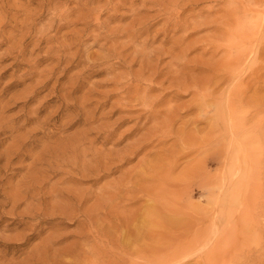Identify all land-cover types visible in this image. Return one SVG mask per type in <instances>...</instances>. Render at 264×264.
<instances>
[{
    "label": "rangeland",
    "instance_id": "1",
    "mask_svg": "<svg viewBox=\"0 0 264 264\" xmlns=\"http://www.w3.org/2000/svg\"><path fill=\"white\" fill-rule=\"evenodd\" d=\"M156 203L181 225L134 235ZM152 242L264 264V0H0V264Z\"/></svg>",
    "mask_w": 264,
    "mask_h": 264
},
{
    "label": "bare ground",
    "instance_id": "2",
    "mask_svg": "<svg viewBox=\"0 0 264 264\" xmlns=\"http://www.w3.org/2000/svg\"><path fill=\"white\" fill-rule=\"evenodd\" d=\"M257 45V44H256ZM250 56V55H249ZM248 56V57H249ZM251 57V56H250ZM248 59V58H247ZM241 62V61H240ZM240 67H241V65H240ZM177 160V159H176ZM168 165V164H167ZM175 166H176V164H175ZM175 166H173V168L175 167ZM157 167V166H156ZM158 171V170H157ZM170 181V180H169ZM170 183V182H169ZM165 184V183H164ZM129 190V189H128ZM129 191H131V190H129ZM130 193V192H129ZM224 193V192H223ZM223 193L221 192V194H220V198H222L223 199ZM225 195V194H224ZM156 196L157 197H159V193H158V195L156 194ZM155 196V197H156ZM156 197V198H157ZM159 198H162V197H159ZM159 198L158 199H154L155 201H162V200H164L163 198L162 199H160L159 200ZM225 200V197H224V199H223V201ZM154 201V202H155ZM157 201V202H158ZM160 201V202H161ZM164 202V201H163ZM159 203V202H158ZM158 203H156V205H151L149 208V211H151V215L150 216H148V217H145V219L143 220V218H142V221L140 222V225H139V227L137 228V230H136V232H135V230H134V235L137 233V234H140V236L142 235L143 236V234H145L146 232L147 233H149L148 231H150V234H151V229H153V228H156V227H161V225H162V223H166V221H168L169 223L171 222L175 227H177V225L179 226V224L181 225V222L182 221H180V223H179V221H177L175 218L176 217H174V219L173 218H170V215H169V217H167V216H165L164 215V213H162L161 212V208L164 206V205H167V203L165 204V203H163L164 205L162 206V207H160L161 206V203L160 204H158ZM158 204V205H157ZM160 205V206H159ZM160 207V208H158V207ZM220 206V205H219ZM167 208V207H166ZM172 211V210H171ZM183 212V211H182ZM148 213H150V212H148ZM173 214V213H172ZM180 213H178V215H179ZM144 215V214H143ZM174 215V214H173ZM177 215V214H176ZM175 216V215H174ZM141 217V216H140ZM144 217V216H143ZM141 220V219H140ZM164 220H166L165 222H164ZM188 219L186 218V221H187ZM191 220V219H190ZM189 220V221H190ZM188 221V222H189ZM184 222V221H183ZM138 223V222H137ZM179 223V224H178ZM191 223V222H190ZM163 225H166V224H163ZM172 225V226H173ZM184 225H185V223H184ZM183 225V226H184ZM186 225H187V223H186ZM135 226V225H134ZM167 226H168V223H167ZM167 226H165L166 228H167ZM170 226V225H169ZM190 226V225H189ZM194 226V225H193ZM164 227V228H165ZM174 227V228H175ZM192 227V226H191ZM149 228H151V229H149ZM169 228V227H168ZM178 229V228H177ZM186 231L184 232V233H186V232H190V227H187V228H184ZM192 229V228H191ZM167 230H170V229H167ZM133 231V230H132ZM173 232H172V234H171V236L173 235L174 237H178V235H179V233L181 232V231H179V232H176V231H174V229L172 230ZM178 231V230H177ZM199 231V230H198ZM167 232H169V231H167ZM182 232H183V230H182ZM152 233H154V232H152ZM160 233V232H159ZM165 233V232H164ZM178 233V234H177ZM133 234V233H132ZM156 234H158V233H156ZM167 234V233H166ZM169 233H168V237H169V235H170ZM174 234H176V236L174 235ZM197 234V233H196ZM133 235V236H134ZM149 235V234H148ZM163 235V234H162ZM162 235H160V236H162ZM185 235V238H184V236H179L176 240H175V238L172 236V238H174V240L172 241V243H173V246L172 245H169L170 246V248L169 249H171V251L172 252H177V253H179V252H181L182 253V251H184L185 249H187V248H190V247H192L194 244H195V242H191L192 241V239L191 240H187L186 241V236L188 235V234H184ZM191 235H192V233H191ZM204 235V234H203ZM126 236V235H125ZM138 236L139 235H137V238H138ZM146 236V235H145ZM155 236V235H154ZM188 236H190V235H188ZM127 237H128V235H127ZM164 237H166V236H164ZM168 237H166L167 239H168ZM202 237V236H201ZM201 237H199V238H201ZM206 237V236H205ZM135 238V237H134ZM189 238V237H188ZM203 238H204V236H203ZM126 239V238H125ZM139 239V238H138ZM145 239V238H144ZM149 239V238H148ZM152 239V238H151ZM202 239V238H201ZM124 240V239H123ZM135 240H137V239H135ZM141 240V239H140ZM164 241V240H163ZM123 242V241H122ZM129 242V241H128ZM127 242V243H128ZM142 242V241H141ZM131 243V242H130ZM159 243H161V242H159ZM123 244V243H122ZM136 244V243H135ZM139 244V243H138ZM151 244H153V242L151 243ZM161 244H164V243H161ZM142 245H143V243H142ZM154 246L155 245H157V246H155L156 248H154L153 246V249L152 248H150V249H152V250H155L154 252H155V255H157V256H155V255H153V257H154V259L152 260V263L151 264H169L170 262L169 261H167V260H165L164 258H162L163 257V255H161V254H163V253H161L160 254V252H158V248L160 249V244H158L157 242H155V244H153ZM164 245H166V244H164ZM168 245V244H167ZM131 246V245H130ZM147 246V245H146ZM139 247H140V245H139ZM126 248V247H125ZM129 248V247H128ZM147 248V247H146ZM146 250H149V249H146ZM161 250V249H160ZM144 251V250H143ZM162 251V250H161ZM145 252V251H144ZM148 252H150V251H148ZM153 252V251H152ZM158 253H159V255H158ZM148 255H150V254H148ZM152 256V255H151ZM164 256H166V255H164ZM174 256H176V254L174 255ZM170 259V258H169ZM174 259V258H173ZM172 261V260H171ZM175 261H177V260H175ZM175 261H173V262H175ZM149 262V261H148ZM151 262V261H150ZM149 262V263H150ZM145 264V263H144Z\"/></svg>",
    "mask_w": 264,
    "mask_h": 264
}]
</instances>
